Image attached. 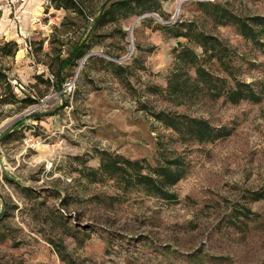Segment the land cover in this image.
<instances>
[{"label":"rangeland","instance_id":"rangeland-1","mask_svg":"<svg viewBox=\"0 0 264 264\" xmlns=\"http://www.w3.org/2000/svg\"><path fill=\"white\" fill-rule=\"evenodd\" d=\"M114 1L73 0L67 10L0 0V43H18L14 55L0 52L15 94L0 104V264H264V37L215 23L198 8L208 0H130L101 24ZM209 1L264 16V0ZM182 23L223 42L228 72L172 35ZM179 44L229 86L232 77L249 83L257 100L165 90ZM76 47L87 48L79 59L69 56ZM158 111L229 134L185 142ZM103 150L153 166L181 157L175 200L89 174Z\"/></svg>","mask_w":264,"mask_h":264},{"label":"trees","instance_id":"trees-1","mask_svg":"<svg viewBox=\"0 0 264 264\" xmlns=\"http://www.w3.org/2000/svg\"><path fill=\"white\" fill-rule=\"evenodd\" d=\"M56 8L67 10L74 8L73 0H53ZM130 0H116L100 14L97 21L101 24L112 21L114 13L112 6H126ZM198 8L210 16L217 24H231L237 32L254 41L264 37V16L253 15L242 17L225 6L213 1H199ZM183 30L178 29L172 33L173 36H182L191 40L199 46L204 54V59L209 62H216L224 71L228 72V63L226 57L228 52L223 42L216 36L197 30L190 26V23H182ZM172 30L173 26L166 27ZM18 50V43L14 40L0 43V52L5 55H14ZM78 52L75 55V52ZM87 52V48L76 47L69 55L79 59ZM202 59V60H204ZM114 65V63L109 62ZM175 68L170 73L165 90L175 94L177 97L184 96L189 90L201 91L209 95L212 99L223 97L230 103H237L240 100L251 99L257 100L258 95L255 93L249 83L233 78V85L227 84V79L209 71L200 62L198 53L193 49L179 44L175 54ZM120 68L119 65H117ZM192 68L194 75L190 76L183 69ZM229 74H232L231 72ZM234 76V75H233ZM7 85V95L0 97V104L12 103L15 100V94L7 81V75L0 70V84ZM31 102H34L29 98ZM158 121H161L166 127L173 130L179 138L185 142L206 143L212 142L217 138L229 134L225 127H215L208 119L188 115L185 113H168L158 111L153 113ZM99 165L95 169H90L93 176L96 174L104 175L109 179H114L123 189H140L148 195H153L165 200H175L176 195L170 189L186 174V163L181 157L166 158L164 162L156 165L143 163V160L128 159L118 154H112L107 151H100ZM255 193L254 199L260 195Z\"/></svg>","mask_w":264,"mask_h":264}]
</instances>
